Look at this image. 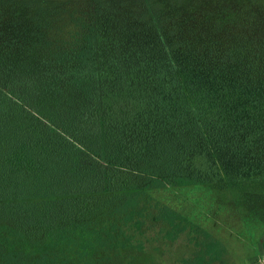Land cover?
<instances>
[{"label": "trees", "instance_id": "16d2710c", "mask_svg": "<svg viewBox=\"0 0 264 264\" xmlns=\"http://www.w3.org/2000/svg\"><path fill=\"white\" fill-rule=\"evenodd\" d=\"M220 230L264 254V0H0V264Z\"/></svg>", "mask_w": 264, "mask_h": 264}, {"label": "rangeland", "instance_id": "374dc122", "mask_svg": "<svg viewBox=\"0 0 264 264\" xmlns=\"http://www.w3.org/2000/svg\"><path fill=\"white\" fill-rule=\"evenodd\" d=\"M225 209H223L224 211ZM222 212V211H221ZM229 211L226 212V218ZM146 242V251L136 254L134 257L136 264H188L186 259L194 257L193 247L188 244L185 236L174 240L161 239L158 236H154ZM219 237L228 249V257L231 260L234 258H240L247 264H264V254H261L258 246H253V251H247L242 246L240 241L247 242L246 238L240 237V241L235 239L231 234L225 230L219 231ZM255 247V248H254ZM255 253V255H253Z\"/></svg>", "mask_w": 264, "mask_h": 264}]
</instances>
